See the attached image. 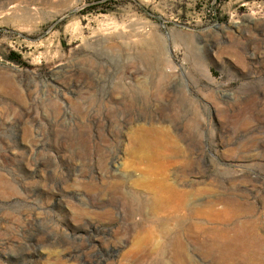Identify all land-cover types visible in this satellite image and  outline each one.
I'll return each instance as SVG.
<instances>
[{
	"label": "rangeland",
	"instance_id": "rangeland-1",
	"mask_svg": "<svg viewBox=\"0 0 264 264\" xmlns=\"http://www.w3.org/2000/svg\"><path fill=\"white\" fill-rule=\"evenodd\" d=\"M0 264H264V0H0Z\"/></svg>",
	"mask_w": 264,
	"mask_h": 264
},
{
	"label": "bare ground",
	"instance_id": "bare-ground-1",
	"mask_svg": "<svg viewBox=\"0 0 264 264\" xmlns=\"http://www.w3.org/2000/svg\"><path fill=\"white\" fill-rule=\"evenodd\" d=\"M138 143L140 145L139 147L141 148V151L142 150H149L150 151L147 154L146 153L143 154V157L145 159H152L156 155H159V152L156 149L159 146V143H157L155 141H151V139H140V140H138ZM172 193H173V195H175L176 194V191H173ZM154 201H155V203H156L157 206H162V204H163V199L160 196H158V195H154ZM164 206H165V204H164Z\"/></svg>",
	"mask_w": 264,
	"mask_h": 264
}]
</instances>
